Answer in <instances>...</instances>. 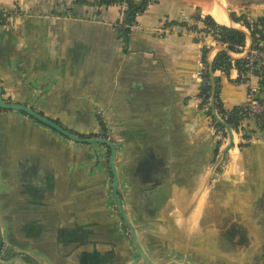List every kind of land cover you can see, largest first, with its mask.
<instances>
[{
    "label": "crops",
    "instance_id": "obj_1",
    "mask_svg": "<svg viewBox=\"0 0 264 264\" xmlns=\"http://www.w3.org/2000/svg\"><path fill=\"white\" fill-rule=\"evenodd\" d=\"M0 5L18 11L7 28L0 26L4 99L32 105L82 136L101 131L100 112L107 118L118 148L119 195L133 221L139 216L154 224L139 231L152 261L260 264L261 256L250 252L254 239L242 229L257 225L249 202L264 185V128L248 118L245 135L233 130L230 167L215 166L216 142L195 78L203 47L188 27L200 24L197 14L209 13L245 30L244 51L231 52L240 58L253 40L232 12L264 15V0H148L137 15L143 28L129 38L116 25L126 0ZM220 49L212 46L208 59ZM213 73L226 108L248 105L249 86L235 64ZM259 95L264 99V91ZM109 157L102 143L75 140L24 111L1 109L0 264L9 254L23 264H81L84 249L93 247L111 250L120 260L113 264H124L133 247L137 264H149L114 199ZM85 225L92 233L86 245Z\"/></svg>",
    "mask_w": 264,
    "mask_h": 264
},
{
    "label": "water",
    "instance_id": "obj_2",
    "mask_svg": "<svg viewBox=\"0 0 264 264\" xmlns=\"http://www.w3.org/2000/svg\"><path fill=\"white\" fill-rule=\"evenodd\" d=\"M220 47H221V49H227L229 51V53L232 55L231 51L227 47H225L223 45H220ZM208 56H209V54H208ZM208 61H209L210 79H211V84H212V99H211L212 112H213L215 118L227 127L228 133H229V141L224 146L219 148V151L217 153L218 155L216 154L215 158H214L215 166L218 167L221 159H223V157L226 155V153L230 152V148L233 145L234 134H233V130H232L231 126L229 125V123L227 121L223 120L215 109V106H214L215 101L214 100L216 97L215 96L216 95V79H215V76L213 73L214 71H213V67H212V61L213 60L208 59ZM2 93H3L2 85L0 83V107L6 108V109H18V110L24 111V112L32 115L33 117L37 118L38 120L42 121L43 123L57 129L59 132L65 134L68 137H71L75 140H78L81 142H89V143H96V142L102 143V144H105V145L110 147L111 154L109 157V164H110L111 172L113 174L112 193H113L114 199L116 201V204L119 208L120 214L123 218V221L126 225L125 226L126 230L128 233L131 234V237L133 239L135 247L139 250V252L142 255L141 258L145 259V261L148 262L149 264H157L148 257V255L146 254V251L144 250V248L142 247V245L139 242V231L147 233L150 228L154 227V224L150 220L142 221L139 216H135L136 219H135V221H133L131 219V217L129 216V213L125 207V204L119 195L120 174H119V171H118V168L116 165V156H117L118 148H117V145L114 142V140L106 138V137H100V136H94V137L79 136L76 133L68 130L67 128H65L64 126H62L61 124H59L55 120L51 119L50 117L43 115L36 108H34L32 105H27V104H24L21 102H8V101H6L4 99ZM255 96L260 97L259 94H256ZM214 139H215V137H214ZM215 142H216V139H215ZM215 145H216L215 147H217V142L215 143ZM230 163H231V159L229 156V165L223 171H226L230 167ZM263 183H264V181H263ZM261 189L262 190H261L259 197L258 198L254 197L256 202H254V199H252L249 202L250 205L251 204L253 206H254V204L256 205L255 212L252 213V216H254V218L256 219L257 225L255 228H252V229L244 228V229H242V231L245 232L244 236L247 239H254L253 244H251L250 252L255 256H257V255L259 257L261 256V258H259V263L264 264V185L261 186ZM256 210H257V212H256ZM239 216L243 218L244 214L241 213ZM89 232H90V229L85 225L84 239H83V242L85 245L87 244V241L90 240L88 238H91L92 233H89ZM248 234L253 235V237L248 236ZM0 235H1V229H0ZM245 244L248 245L247 243H245ZM1 246H3V240L2 239H0V247ZM110 251L111 250L102 249L99 247H93V249L92 248L91 249L85 248L83 255H82L81 264H113V263H117V262L119 263V261H120L119 257L116 255L115 256L117 258H115L113 256L111 257ZM1 257L3 258L4 262H8L7 264H23L22 261L15 259L13 257V254L1 255ZM139 260H140L139 257H134L133 247H131L129 249V256L126 255V257L124 259V264H137L139 262ZM33 261L36 264H40V262L37 259L36 260L34 259Z\"/></svg>",
    "mask_w": 264,
    "mask_h": 264
},
{
    "label": "built area",
    "instance_id": "obj_3",
    "mask_svg": "<svg viewBox=\"0 0 264 264\" xmlns=\"http://www.w3.org/2000/svg\"><path fill=\"white\" fill-rule=\"evenodd\" d=\"M126 8L127 7H125L120 13V17L119 20H117L116 25L118 27V30H121V28H126L127 33L125 34V36L129 37L133 30L143 28V24L137 19L138 13L135 17L128 20L126 14ZM16 11L17 10H11L10 8L0 5V26L7 28L9 25V21L13 18V15L17 13ZM182 27H185V25L182 24ZM192 32H194L195 36L200 38V41L202 42L203 45L205 44L208 47H212L215 45L217 46L223 45L234 53L235 52L239 53L238 51H244L245 49V45L242 44H234V47L239 50L230 49L229 42L215 36V29L213 28H209L201 32L193 30ZM242 57L244 60L243 62H244V66L246 67L245 68L246 70L245 71L239 70L240 71L239 77L242 81H245L249 86L248 105L242 108V114L237 123L228 121V118L230 117L229 112L220 111L219 107L216 105L217 102L216 97L214 100L215 101L214 106L217 113L220 115V117L223 120L229 123L232 130L236 129L238 134L243 136L245 135L244 130L246 127V121L250 117L256 119L259 125L264 128V99L255 96L256 94H260L262 88L264 87V60H263L264 47L258 44L252 45L250 48H248V50L245 52L244 56ZM232 62L233 64H235L234 60H232ZM207 69H208V64L202 58L200 61V68L198 71L195 72V78L198 81L200 91L206 88L207 85L211 82V79L206 74ZM217 70L222 73L225 72L223 68H218ZM256 78L258 79L259 83H254V79ZM211 99H212V94L207 101L201 100V107L207 113V117L209 120V127L212 131L213 136L216 139L217 145L219 146V148H221L229 141V133L227 127L215 118L212 112ZM99 114L101 115L102 121L106 124L104 130H101V132H99V136L112 139V133L109 128L107 118L104 115H102L101 112ZM105 147H107V145H105ZM228 165H229V155L224 156L223 159H221L218 167L221 166V169L224 170L228 167Z\"/></svg>",
    "mask_w": 264,
    "mask_h": 264
},
{
    "label": "trees",
    "instance_id": "obj_4",
    "mask_svg": "<svg viewBox=\"0 0 264 264\" xmlns=\"http://www.w3.org/2000/svg\"><path fill=\"white\" fill-rule=\"evenodd\" d=\"M77 1L85 2L86 0H77ZM116 1H122V0H99V2H105V3H111ZM126 1H127L126 14L128 20L132 19L137 15V13H139V11L143 10V8L148 2V0H126ZM197 18L200 21V24L199 23L192 24L188 28L194 29L198 32L205 31L206 29L209 28H213L215 29V36H217L220 39L228 41L229 48L233 50H239L234 47V44H242V45L245 44L247 38V32L245 30L227 24L219 23L209 13L203 16L200 15L199 13L197 14ZM232 18L236 21L242 20L243 23L249 28L253 40V45L258 44L264 47V15L251 18L249 17V14H247L246 12H243L241 14H236V12L233 11ZM120 31L124 35L127 33L126 28H121ZM196 39L200 40L199 37H196ZM202 47H203L202 50L203 59L208 64V69L206 74L210 78L208 54L212 47H208L205 44L204 45L202 44ZM232 60H234L235 65L239 68L240 71L246 70L245 69L246 67L244 66V62H243L244 61L243 57L234 58L227 49H220L212 61L213 71L217 70L218 68H223L225 70V73H228L233 65ZM261 91L262 92L264 91V87ZM211 94H212V84L210 82L206 88L200 91V95L202 96V101H207L208 98L211 96ZM215 96L217 99L216 105L219 107L220 111L229 112L230 117L228 118V121L237 123L242 114V108L241 107H235L233 109L226 108L219 95L218 85L216 87ZM218 151H219V146L217 145V147H215V154H217Z\"/></svg>",
    "mask_w": 264,
    "mask_h": 264
},
{
    "label": "flooded vegetation",
    "instance_id": "obj_5",
    "mask_svg": "<svg viewBox=\"0 0 264 264\" xmlns=\"http://www.w3.org/2000/svg\"><path fill=\"white\" fill-rule=\"evenodd\" d=\"M16 12H18V11H16ZM68 13H66L65 15H67ZM1 109H4V108H2V107H0V110ZM37 119V118H36ZM57 122V121H56ZM99 122H100V126H101V128H100V130H104V128H105V126H106V124L102 121V119H101V115L99 114ZM66 128V127H65ZM69 130V129H68ZM71 131V130H70ZM73 132V131H72ZM101 132V131H100ZM61 133V132H60ZM79 136H82V135H79ZM96 136H99V133L96 135ZM82 137H88V136H82ZM108 147V155H110L111 154V149H110V147L109 146H107ZM5 251H8V250H5ZM175 260H176V258H174Z\"/></svg>",
    "mask_w": 264,
    "mask_h": 264
},
{
    "label": "bare ground",
    "instance_id": "obj_6",
    "mask_svg": "<svg viewBox=\"0 0 264 264\" xmlns=\"http://www.w3.org/2000/svg\"><path fill=\"white\" fill-rule=\"evenodd\" d=\"M219 20H226L222 15H218Z\"/></svg>",
    "mask_w": 264,
    "mask_h": 264
},
{
    "label": "rangeland",
    "instance_id": "obj_7",
    "mask_svg": "<svg viewBox=\"0 0 264 264\" xmlns=\"http://www.w3.org/2000/svg\"><path fill=\"white\" fill-rule=\"evenodd\" d=\"M245 7H248L247 5L245 6ZM226 13H227V11L226 10H224ZM122 12V11H121ZM227 155H229V153H226V155L225 156H227ZM219 168H220V170L221 171H223L222 169H221V166H219Z\"/></svg>",
    "mask_w": 264,
    "mask_h": 264
}]
</instances>
